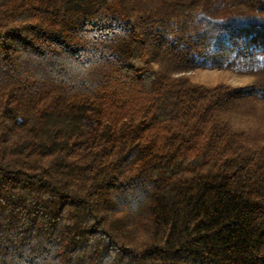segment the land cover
<instances>
[{"label": "trees", "instance_id": "trees-1", "mask_svg": "<svg viewBox=\"0 0 264 264\" xmlns=\"http://www.w3.org/2000/svg\"><path fill=\"white\" fill-rule=\"evenodd\" d=\"M0 264H264V0H0Z\"/></svg>", "mask_w": 264, "mask_h": 264}, {"label": "rangeland", "instance_id": "rangeland-1", "mask_svg": "<svg viewBox=\"0 0 264 264\" xmlns=\"http://www.w3.org/2000/svg\"><path fill=\"white\" fill-rule=\"evenodd\" d=\"M192 81L201 85L214 86L217 84H230L242 86L249 83L250 79L224 71H195L185 75Z\"/></svg>", "mask_w": 264, "mask_h": 264}]
</instances>
